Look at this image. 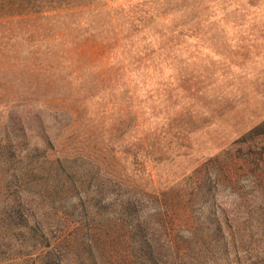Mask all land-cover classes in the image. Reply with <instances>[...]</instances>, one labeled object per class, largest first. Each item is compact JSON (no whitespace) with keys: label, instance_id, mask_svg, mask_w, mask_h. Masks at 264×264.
Masks as SVG:
<instances>
[{"label":"rangeland","instance_id":"rangeland-1","mask_svg":"<svg viewBox=\"0 0 264 264\" xmlns=\"http://www.w3.org/2000/svg\"><path fill=\"white\" fill-rule=\"evenodd\" d=\"M263 122L264 0H0V176L21 185L0 195V264H111L84 230L54 240L56 209L122 216L132 264H264L252 186L189 196L208 160L263 147ZM114 176L176 200L175 246Z\"/></svg>","mask_w":264,"mask_h":264},{"label":"trees","instance_id":"trees-1","mask_svg":"<svg viewBox=\"0 0 264 264\" xmlns=\"http://www.w3.org/2000/svg\"><path fill=\"white\" fill-rule=\"evenodd\" d=\"M258 138L261 139V143L264 142V122L252 131L248 141L250 143ZM112 171L115 172L113 169ZM195 177L196 186L189 194L190 199L195 198L199 190H202V188L208 184L212 186L221 184L230 187H239V189H241L246 186L247 183L264 199V146L258 149H252L250 147L247 151L240 150L235 155L229 158L227 157L224 161L210 159L200 167ZM61 186L64 188L66 183H63ZM114 186L127 188L126 190H128L129 193L125 194L120 191L113 192L115 189ZM15 188H21V185L16 181V175L5 174L3 176L1 174L0 195L4 194L3 196L16 197ZM95 192H97L101 201L105 200L107 197L104 188L97 187ZM110 192L116 193L115 196L117 199L126 196V199H122L121 202L126 205L127 210L134 207L135 202L140 200L144 195L150 196L159 202L162 208V210L160 209L159 211L161 215L160 228L166 233L169 243L174 246L176 245L174 230L178 225L177 222L179 218L174 212L177 204L175 202L176 200L173 198L171 201L169 198L171 197L170 194H151L135 187H129L123 183L119 176H114L112 179ZM17 207V209L12 208L13 215L16 214L18 210L21 211V205ZM262 211H264V200ZM101 213H104V211H101ZM54 215L63 221L62 227L59 228V225H57L56 228L59 229L56 231V235L53 236L54 240L58 241V243L67 242L70 244L71 242L67 234L78 230H84L88 233L86 241L90 243L91 247H96L99 250L98 255H95L93 261L97 259L111 264H132L134 262L132 251L126 246V243H129L132 237L131 235L124 234L123 230H121L122 225L125 224L122 216L106 217L97 220V217H90L88 213H84L81 218L75 220L64 210L60 209H56ZM188 223L193 227V221ZM135 228L142 233V236L149 235L148 227L142 224V222L137 223ZM83 241H85V239ZM143 242L145 243L144 240Z\"/></svg>","mask_w":264,"mask_h":264}]
</instances>
